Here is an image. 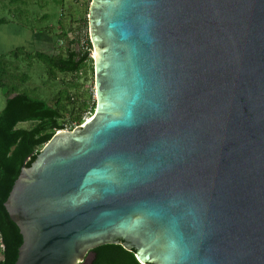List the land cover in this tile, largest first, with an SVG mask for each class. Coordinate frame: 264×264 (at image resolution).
Here are the masks:
<instances>
[{
	"label": "water",
	"instance_id": "obj_1",
	"mask_svg": "<svg viewBox=\"0 0 264 264\" xmlns=\"http://www.w3.org/2000/svg\"><path fill=\"white\" fill-rule=\"evenodd\" d=\"M87 21L96 109L21 168L15 264H264V0H91Z\"/></svg>",
	"mask_w": 264,
	"mask_h": 264
},
{
	"label": "trees",
	"instance_id": "obj_2",
	"mask_svg": "<svg viewBox=\"0 0 264 264\" xmlns=\"http://www.w3.org/2000/svg\"><path fill=\"white\" fill-rule=\"evenodd\" d=\"M8 24L0 20V26ZM86 21V25H87ZM58 34L63 44H55V52L28 53L24 48H17L8 55H0V87L4 86L2 67H7L6 57L19 60L21 55L27 61L32 59L42 62L49 75L55 73L78 75L87 67L94 71L90 57L92 49L89 37L80 41L72 29ZM57 37V34H56ZM59 39V40H60ZM5 73V72H4ZM10 76V74H9ZM27 75L20 77L26 80ZM5 106L0 112V264H15L23 238L20 230L13 223L4 207L15 181L23 166L30 167L44 145L60 130H65L67 123L70 130L83 124L84 113L91 114L96 109L95 99L90 96L86 101L78 96L58 93L53 105L45 99L18 93L10 88L4 93ZM28 123L29 128L20 124ZM89 264H140L135 251H126L120 245H104L91 251Z\"/></svg>",
	"mask_w": 264,
	"mask_h": 264
},
{
	"label": "rangeland",
	"instance_id": "obj_3",
	"mask_svg": "<svg viewBox=\"0 0 264 264\" xmlns=\"http://www.w3.org/2000/svg\"><path fill=\"white\" fill-rule=\"evenodd\" d=\"M90 4L91 0H0V20L8 22L0 26V55H8L17 48H24L28 53L53 54L55 43L63 44L58 35L62 31L60 28L64 31L72 29L75 35L80 36V41H85L86 36L89 37L86 21ZM93 52L91 49L92 60ZM6 58L7 67L1 69V74L5 76L2 78L4 86L0 87V112L5 106L4 93L10 88H15L17 94L43 98L50 105L54 104L60 92L86 101L90 96L94 99V71L89 67L78 75L58 72L49 75L40 61H27L24 55L19 60ZM23 75L27 77L21 81ZM88 112L84 113L83 120ZM71 124L68 122L65 130L70 131ZM29 125L24 123L20 127L29 128Z\"/></svg>",
	"mask_w": 264,
	"mask_h": 264
},
{
	"label": "bare ground",
	"instance_id": "obj_4",
	"mask_svg": "<svg viewBox=\"0 0 264 264\" xmlns=\"http://www.w3.org/2000/svg\"><path fill=\"white\" fill-rule=\"evenodd\" d=\"M92 56L95 57L96 56V52H93Z\"/></svg>",
	"mask_w": 264,
	"mask_h": 264
},
{
	"label": "flooded vegetation",
	"instance_id": "obj_5",
	"mask_svg": "<svg viewBox=\"0 0 264 264\" xmlns=\"http://www.w3.org/2000/svg\"><path fill=\"white\" fill-rule=\"evenodd\" d=\"M88 262H90V261H88Z\"/></svg>",
	"mask_w": 264,
	"mask_h": 264
}]
</instances>
